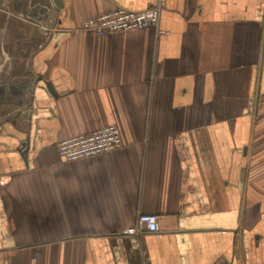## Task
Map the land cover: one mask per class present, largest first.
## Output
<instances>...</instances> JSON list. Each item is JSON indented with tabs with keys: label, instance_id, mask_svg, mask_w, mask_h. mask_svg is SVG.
Returning <instances> with one entry per match:
<instances>
[{
	"label": "crops",
	"instance_id": "crops-1",
	"mask_svg": "<svg viewBox=\"0 0 264 264\" xmlns=\"http://www.w3.org/2000/svg\"><path fill=\"white\" fill-rule=\"evenodd\" d=\"M108 124L122 148L62 159ZM0 170V264H264V0H0Z\"/></svg>",
	"mask_w": 264,
	"mask_h": 264
},
{
	"label": "built area",
	"instance_id": "built-area-1",
	"mask_svg": "<svg viewBox=\"0 0 264 264\" xmlns=\"http://www.w3.org/2000/svg\"><path fill=\"white\" fill-rule=\"evenodd\" d=\"M163 8V2L140 12L126 8H116L87 19L82 29L102 36L108 33L134 31L158 26ZM56 145L62 159L72 162L120 149L123 147L124 142L119 126L108 124L88 133L61 139ZM3 182L4 174L0 170V187ZM159 231L160 223L157 215L140 214L137 223L129 227L125 234L137 236L143 232L157 233Z\"/></svg>",
	"mask_w": 264,
	"mask_h": 264
},
{
	"label": "water",
	"instance_id": "water-1",
	"mask_svg": "<svg viewBox=\"0 0 264 264\" xmlns=\"http://www.w3.org/2000/svg\"><path fill=\"white\" fill-rule=\"evenodd\" d=\"M44 88H47L49 91H51V93L54 96H57V92L55 91L54 87L52 86V84L50 82H47L44 86ZM27 143H29V138L28 140H26V142L22 143V147H24ZM27 154V150H24V152L22 153L23 156H25Z\"/></svg>",
	"mask_w": 264,
	"mask_h": 264
}]
</instances>
